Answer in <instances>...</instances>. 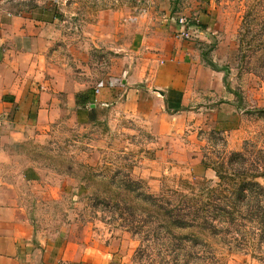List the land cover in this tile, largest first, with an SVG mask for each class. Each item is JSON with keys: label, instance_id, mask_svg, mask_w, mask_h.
Instances as JSON below:
<instances>
[{"label": "rangeland", "instance_id": "obj_1", "mask_svg": "<svg viewBox=\"0 0 264 264\" xmlns=\"http://www.w3.org/2000/svg\"><path fill=\"white\" fill-rule=\"evenodd\" d=\"M36 1L50 11L62 8L59 23L52 27H62L63 58L74 59V52L78 63L73 68L79 66L80 72L91 64L94 84L107 80L114 68L125 70L131 57L154 53L162 44V30L179 26V18L187 17L204 32L190 43L228 69V89L243 110L235 114L224 107L222 116L229 120L220 127H187L168 142L173 149L181 148L178 158L174 151L167 158L160 155L156 137L144 123L123 112L102 110L88 127L62 129L37 152L40 163L65 173L59 177L48 171L46 177L62 189L61 197L37 202L23 187L39 232L83 239L92 228L101 236L99 247L107 242L118 264H264L263 220L257 212L248 215L249 209L241 206L245 200L238 204L232 226L213 220L224 233H202L195 246L191 232H179L184 241L173 240L157 226L150 203L140 201L142 190L135 183L145 182L147 192L162 195L164 202L174 201L169 198L172 189L191 195L193 188L194 195L207 196L204 191L220 184L215 170L226 177L224 187L239 188L244 180L264 187V0H0V12ZM119 28L126 29L125 48L113 43ZM94 30L99 35L105 31L111 47L89 45ZM149 36L156 40H146ZM136 41H146L148 49L136 47ZM236 153L242 156L234 157L229 168ZM234 170H245V175L227 178Z\"/></svg>", "mask_w": 264, "mask_h": 264}, {"label": "crops", "instance_id": "obj_2", "mask_svg": "<svg viewBox=\"0 0 264 264\" xmlns=\"http://www.w3.org/2000/svg\"><path fill=\"white\" fill-rule=\"evenodd\" d=\"M44 6L36 1L0 12V264H118L107 242L99 247L101 236L92 228L77 239L67 233L43 234L34 225L23 187L37 202L57 201L62 189L46 181L47 172L65 175L40 163L38 150L62 129L94 124L105 110L140 120L156 137L158 153L167 158L174 151L178 158L181 148L168 142L187 127H220L229 120L222 116L224 107L235 114L243 110L224 72L216 70L222 69L216 60L204 59L199 46L177 37L180 25L162 30V44L154 53L131 57L125 70L114 68L107 80L94 84L91 64L80 72L79 66L73 68L78 63L74 52V59L63 58L62 27H52L62 8ZM95 30L89 45L111 47L105 31L99 35ZM116 40L117 47L127 46L125 28L118 29ZM135 46L149 47L146 41Z\"/></svg>", "mask_w": 264, "mask_h": 264}, {"label": "trees", "instance_id": "obj_3", "mask_svg": "<svg viewBox=\"0 0 264 264\" xmlns=\"http://www.w3.org/2000/svg\"><path fill=\"white\" fill-rule=\"evenodd\" d=\"M207 57V54L204 53V59H207ZM210 66L216 69V66L211 63ZM216 70L223 71L226 74L228 72L227 68ZM241 156V153L233 154L230 158L231 160H229V168L232 159ZM215 171L220 180V184L217 188H208L207 191H204L207 193V196H205L206 194H203L204 196L194 195L193 188H191L190 192L192 196L184 194L179 190L172 189V197L169 196V198L174 199V201L168 200L167 202H164V197L162 195H154L147 192L149 187L145 182H135L137 187L142 190V193H140V201L144 204L147 202L150 203L155 214L157 226H162L161 230L172 237L171 239L184 241V236L179 237L178 234L182 231H189L192 233L189 238L194 237L192 244L199 246L201 243L199 238L202 237V233H212L215 237H219L220 233H224V229L223 227L219 229V227L214 224L213 220H222L224 224H227L226 226H232L235 211L242 200L246 201V204L241 206H245L246 209H249L248 215H256L259 213L264 225V187L259 183L249 180H244L239 188L235 186L224 187L226 177L219 170ZM235 171L236 170L233 171V175L230 173L231 177L227 176V178L231 179L236 175H245V170L242 172L236 171L237 173ZM202 197H205L208 201H201ZM261 200L263 201L261 202ZM254 201L256 202L255 206L251 205ZM123 209L130 216H134V212L129 207L125 206ZM157 231L159 230L157 229ZM161 232L162 231H160V233ZM220 240L223 242L222 239Z\"/></svg>", "mask_w": 264, "mask_h": 264}, {"label": "built area", "instance_id": "obj_4", "mask_svg": "<svg viewBox=\"0 0 264 264\" xmlns=\"http://www.w3.org/2000/svg\"><path fill=\"white\" fill-rule=\"evenodd\" d=\"M179 25L181 30L177 33L178 38L186 42H193L199 39L201 30L193 21H190L187 17H180Z\"/></svg>", "mask_w": 264, "mask_h": 264}, {"label": "water", "instance_id": "obj_5", "mask_svg": "<svg viewBox=\"0 0 264 264\" xmlns=\"http://www.w3.org/2000/svg\"><path fill=\"white\" fill-rule=\"evenodd\" d=\"M92 106H94V105H92Z\"/></svg>", "mask_w": 264, "mask_h": 264}]
</instances>
